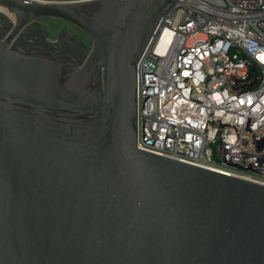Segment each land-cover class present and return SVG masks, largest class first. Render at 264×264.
<instances>
[{
  "label": "water",
  "instance_id": "obj_1",
  "mask_svg": "<svg viewBox=\"0 0 264 264\" xmlns=\"http://www.w3.org/2000/svg\"><path fill=\"white\" fill-rule=\"evenodd\" d=\"M173 3L0 0V264H264V186L136 146Z\"/></svg>",
  "mask_w": 264,
  "mask_h": 264
},
{
  "label": "built area",
  "instance_id": "obj_2",
  "mask_svg": "<svg viewBox=\"0 0 264 264\" xmlns=\"http://www.w3.org/2000/svg\"><path fill=\"white\" fill-rule=\"evenodd\" d=\"M136 98L139 150L264 186V0H174Z\"/></svg>",
  "mask_w": 264,
  "mask_h": 264
},
{
  "label": "rangeland",
  "instance_id": "obj_3",
  "mask_svg": "<svg viewBox=\"0 0 264 264\" xmlns=\"http://www.w3.org/2000/svg\"><path fill=\"white\" fill-rule=\"evenodd\" d=\"M39 22L40 27L44 30H47L50 34H55L59 29L64 26L62 22L53 19H42ZM80 36L87 44H89V40L84 35L80 33Z\"/></svg>",
  "mask_w": 264,
  "mask_h": 264
}]
</instances>
